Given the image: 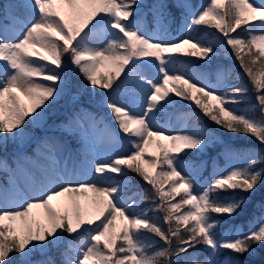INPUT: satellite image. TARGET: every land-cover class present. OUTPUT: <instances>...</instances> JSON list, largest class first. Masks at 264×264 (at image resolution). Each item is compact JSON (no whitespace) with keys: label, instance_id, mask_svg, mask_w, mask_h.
Returning a JSON list of instances; mask_svg holds the SVG:
<instances>
[{"label":"snow or ice","instance_id":"obj_1","mask_svg":"<svg viewBox=\"0 0 264 264\" xmlns=\"http://www.w3.org/2000/svg\"><path fill=\"white\" fill-rule=\"evenodd\" d=\"M10 4L23 12L11 14L17 25L11 32L9 24L0 23V144L26 140L28 126L39 124L65 93L66 69L82 75L93 89L111 90L103 104L117 128L91 114L86 127L85 117L73 113L63 131L82 142V161L51 138L40 145L46 165L21 152L15 155V167L0 158V170L9 173L8 186L0 187V264H33V253L45 254L65 239L62 264H243L224 250L245 254L253 245H264V205L259 222L246 234L216 231L222 223L219 217L237 215L247 202L246 195L226 193L248 194L264 185V167H257L264 165V0H209L199 9L189 0L154 4V18L160 22L168 19L172 8H179L189 33L201 25L222 33V43L231 48L256 91L253 108L259 109V117L235 107L248 88L233 86L221 92L175 67L181 56L210 60L217 43L191 34L165 39L167 28L159 34L146 32L138 19L139 0H10ZM9 18L5 10L4 19ZM139 69H155L157 78ZM122 86L134 90L129 103L112 98ZM177 97L194 103L228 132L255 138L261 149H225L230 166L197 191L198 178L185 172L181 154L203 151L216 138L206 128L172 133L157 126L158 117ZM121 140L130 145L124 154L114 151ZM97 145L108 146L106 159L88 158ZM150 146L158 156L148 153ZM32 168L39 169L40 178ZM126 170L151 186L154 208L135 211L149 197L129 193L127 183L112 179L113 174L125 176ZM19 177L25 180L23 188ZM185 207L188 210L181 211ZM150 211L163 212L168 227L153 220ZM146 234L163 243L158 245ZM197 245L205 246L204 260L182 261ZM13 254H19L18 262ZM36 264L56 262L48 258Z\"/></svg>","mask_w":264,"mask_h":264},{"label":"trees","instance_id":"obj_2","mask_svg":"<svg viewBox=\"0 0 264 264\" xmlns=\"http://www.w3.org/2000/svg\"><path fill=\"white\" fill-rule=\"evenodd\" d=\"M169 3H172L170 0H168ZM5 1L0 0V5L3 6V10H0L2 13L5 11ZM171 17H176L177 19L180 18L181 10L179 8H172L170 10ZM238 32H240L241 35L246 36V32L238 29ZM193 34L195 36L201 37V39L205 41H213L217 43L219 46L217 47L216 52H222L225 51L226 48L228 49V54L230 55V63H232L234 66L230 70L228 79L230 83H239L241 86H244L248 88V92L245 94V99L242 100V102L238 105H236L239 109L245 108V105H251L253 106L256 100V91L252 87L249 78L244 73L243 69L240 67L239 61L236 60L235 56L232 53V50L230 47H228L226 44L222 43L224 40L222 33L218 32L215 28H212L210 26H197V29L193 31ZM235 35V34H233ZM227 57V56H226ZM226 57H223V55H212L211 59L208 61L199 59L197 57L195 58V63L198 62L199 65H201V68H198L191 64V68H193L196 73H203L205 70V67L211 66L213 64V67H216V69L220 68H226L228 66V60ZM219 62V63H215ZM215 63V64H214ZM67 80H68V87L65 91V93L60 96L54 104H52L51 107L48 108L47 112L44 115V119L42 122L44 125L48 124L51 120H59L62 122H65L67 119V116L70 114H73L76 111L81 110V107L89 108L94 111H98V109L95 108V104L101 96L109 91L104 89H93L91 86L87 84V82L84 80L83 76L78 74L75 71L67 70ZM107 71V70H106ZM222 73L224 72L223 69H220ZM218 71V72H219ZM101 72H105L101 71ZM116 82L114 83L115 86ZM228 84V82H227ZM178 100V101H177ZM180 103L184 104L185 106H180ZM194 103L190 101L185 100H179L177 98H174V103L171 106L172 109L180 112H190V115L188 116L189 119L194 122V125L196 127L200 128H206L211 133L215 135V142L211 143L206 149L203 150V154L201 157L205 158V168H204V175L208 176L210 171V163L212 160V156L216 154V152L220 151L223 148L227 149H238V148H251L252 150H257L261 147V145L255 140V138L238 134V133H232L228 132L227 130L215 125L212 121L208 119V117L204 116L206 119L202 120V116L197 112L200 110ZM196 108V109H195ZM251 110L254 113L256 112V109L251 108ZM197 118H199L197 120ZM28 128H32L31 125L28 126ZM221 143H224L223 146H221ZM8 141L6 144H0V153L5 152L4 149L7 147ZM181 157H185L188 159L196 160L193 156V153L187 152L185 155H181ZM198 160V159H197ZM257 167H264V165H258ZM125 176H116L117 180L124 181L128 184L129 193L131 192H139V193H147L149 200L148 201H142L139 203V207L144 209H150L154 208V205L151 202V198L153 196V191L151 189V186L148 185L141 177H139L135 173L127 172L126 170ZM228 194H235V195H246L247 196V202L246 204L241 208L239 213L235 216H221L219 219L222 220V223L217 226L216 231L222 232L227 227L232 228H239L241 227L243 231H246L253 227L255 224H257L258 217L261 215L262 208L261 206L264 205V185H258L257 188L252 192L248 194H244L239 192V190L236 191V193H226ZM180 197H177L176 200L178 201ZM187 209V207H185ZM164 213L163 212H157V211H150L149 216L162 224V226L166 229L168 226L166 224H163L162 217ZM185 236L187 234H184ZM146 236L150 239H153L157 242L158 245L162 244V241H159L158 237H154L151 234H146ZM173 247H175V240L173 242ZM58 247L57 246H50L47 253L41 254L39 252H35V255H37L38 258H47L48 255H50L54 261H56V264H62V254L61 251H55ZM226 254L233 255L236 259L243 262V264H264V245H253V250L250 253L245 254H234L231 253L229 250H224ZM55 253V254H54ZM206 250L204 245H197L195 249H190L188 254H185L181 257L182 261H188L189 257H194L197 261H202L205 258ZM13 259L18 262L19 254H13Z\"/></svg>","mask_w":264,"mask_h":264},{"label":"rangeland","instance_id":"obj_3","mask_svg":"<svg viewBox=\"0 0 264 264\" xmlns=\"http://www.w3.org/2000/svg\"><path fill=\"white\" fill-rule=\"evenodd\" d=\"M141 1L142 2H140L139 4H144V6L142 7V5H139V8L137 9L139 11H142L140 13L138 19L140 20V23L146 32L151 33V34H159V33H162L164 28H167L168 34L165 36V39H170V40H176L181 36H187L189 34L193 35L192 33H189L186 30V28L184 26L185 25L184 16L182 14H181L182 17H181V20L179 21V23H177L176 26H173V28H171V27H169V22H170L169 18L164 22H160L154 18V4L151 7V5H148L147 3L143 2V0H141ZM12 2L19 3V0H13ZM189 2L195 8L199 9L201 6L207 4L209 2V0H199V4L197 6H195L193 4V0H189ZM256 3H260V0H256ZM7 4L8 5H6V8H7L6 11L9 12L10 18L8 20H5L4 15L3 16L0 15V23L9 24L10 25L9 32H11V30L13 28L17 27V25H15L11 20V14L22 13L23 9H16V8H13L10 3H7ZM148 7H149V9H148ZM148 10L151 12L150 16H149L150 20H149L148 15H147ZM188 59H189V57L181 56L180 62L177 63L175 65V67L185 70L188 73V75L194 74V70L190 68L191 63ZM49 66L52 67L51 65H49ZM103 70L106 71L107 69H104V68L100 69V71H103ZM139 70L145 71V74L148 75L150 78H154V79L157 78V74L155 72V69H153L150 72L145 70V69H139ZM199 75H200V77L198 75L196 76L197 80H203L205 82L211 83L214 86H216L219 89V91L223 92V86L225 85V76L224 75H221V74L207 75V71H205ZM220 76H222V79H218V77H220ZM41 82H44V81H41ZM133 91H134L133 89H130L127 86H122L118 93H112V98L116 99L117 101L123 102V103H129L128 98L132 94ZM110 92L111 91L102 95L103 99L100 101V105L106 107L103 104V101H104L105 97ZM21 101L26 105L29 103V101L23 96H21ZM76 113H79V112H76ZM80 114L85 117V126L86 127L88 124L86 117L89 114H91V115H94L97 119H103L106 122H109L111 127L115 128L114 127L115 125L112 123V120L110 119L111 117L110 118L108 117V116H110V110L109 109H108V113L100 112V110H99V112H93L91 110L90 111L83 110L80 112ZM248 114L251 115L250 113H248ZM158 121H159V123L157 124V126H163L172 133H176L179 131H194V130H196L194 128V126L187 121V119L185 118L184 115H177V113L173 112V110L169 107L167 109H165V111L161 114L160 117H158ZM41 122L39 124H35L38 129H40L39 127L41 126ZM41 130L43 131V133L39 136L38 135L35 136L33 134V131L30 128H27L26 131H27L28 135H27L26 140L22 144L19 142H14L12 140H8V150H7V152L0 154V158L6 159L10 166L15 167V164H14L15 155L18 152H21V153H24L25 155H27L28 157H31L33 159H37L39 164L46 165L47 161L45 159H43V156L41 155L40 145L43 141L48 140L50 138L55 140L56 142L64 145V147L69 152H71L70 147L68 146L67 142L65 141L64 136L62 135V133L64 135H66V134L68 135V133L63 131V125L53 121ZM120 135L123 136L122 133ZM78 141H79V144L81 145V148H82L79 160L82 161L84 159V149L82 147V142L80 141L79 138H78ZM129 149H130V145L127 144L126 140H121V142L114 147V151L118 152L119 154H124ZM259 150L260 149H258L256 151H259ZM106 151H108L107 145H97V147L92 152H90L88 154V158L89 159H92V158L106 159L107 157L105 155H103V153ZM237 151H241V152L252 151V147L251 148H245V149L244 148L237 149ZM148 153L157 155L158 150L154 146H150L148 149ZM195 155L196 156L199 155L198 150L195 152ZM57 160L60 162L61 166H63V160L59 156L57 157ZM222 160L223 161L220 162L216 157H214V159L212 161L211 171L209 172V176H207V177H203L201 175V173L203 171V162H204L203 159H200L197 163L190 162L188 160H183L185 172L193 173L198 178L197 191H200L205 186L206 181H209L214 174L225 171L230 166L225 155H223ZM31 171L37 178H40L41 172L39 171V169L32 168ZM0 172L4 174L3 182L0 181V187H6V186H8L9 173L7 171H4V170H0ZM83 178L89 179L90 177L85 176ZM0 179H2V177H0ZM112 179L114 181H116L113 176H112ZM18 183L23 188V186L25 184L24 178L19 177ZM61 199H63V198H61ZM57 203L58 202L54 201L53 202L54 206H56ZM140 210H141V208H139V207H136V209H135L136 212H139ZM185 211H187V210H185ZM233 230H239L240 231V228H238V229H227L226 231H224L223 233H220V234L225 235V234H228L229 232H231ZM248 231L249 230L242 231V233L246 234ZM32 260H33V264H36L37 261H40V259H33V258H32Z\"/></svg>","mask_w":264,"mask_h":264}]
</instances>
